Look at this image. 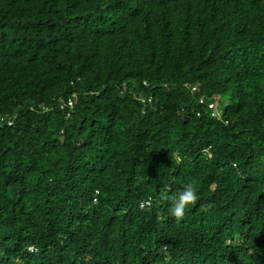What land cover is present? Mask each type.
<instances>
[{"label":"trees","instance_id":"trees-1","mask_svg":"<svg viewBox=\"0 0 264 264\" xmlns=\"http://www.w3.org/2000/svg\"><path fill=\"white\" fill-rule=\"evenodd\" d=\"M30 241L264 264V0H0V264Z\"/></svg>","mask_w":264,"mask_h":264},{"label":"clouds","instance_id":"clouds-1","mask_svg":"<svg viewBox=\"0 0 264 264\" xmlns=\"http://www.w3.org/2000/svg\"><path fill=\"white\" fill-rule=\"evenodd\" d=\"M198 199V192L197 189L192 185L188 184L186 185L182 190H180L177 194L176 197L172 199L171 207H170V212L171 215L176 217V218H182L186 212V210L194 205L197 202ZM96 198H93V201H95ZM31 243L27 244L26 247L24 248V255L22 257H17L14 259V264H39V261L42 259L39 258L36 262H33L32 260V255L35 252H39L40 249L38 246H36L32 241ZM49 247H52V245L49 244ZM79 256H75L74 258L77 259V261L74 264H85L88 263L89 258H84L83 259ZM92 254H85V256L90 257ZM95 258L94 262L92 264H104L102 260H100L99 257H96L93 255ZM242 260L238 261L236 264H248L247 262ZM8 264V263H7ZM159 264H163L162 260H160Z\"/></svg>","mask_w":264,"mask_h":264},{"label":"built area","instance_id":"built-area-1","mask_svg":"<svg viewBox=\"0 0 264 264\" xmlns=\"http://www.w3.org/2000/svg\"><path fill=\"white\" fill-rule=\"evenodd\" d=\"M67 103L70 105L71 104V100H68ZM207 108L210 111L209 113H210L211 116H218V111L215 108V105H214V102L213 101H209L207 103ZM197 114H198V112H197Z\"/></svg>","mask_w":264,"mask_h":264}]
</instances>
